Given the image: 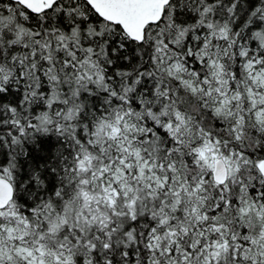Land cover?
<instances>
[{
  "label": "snow or ice",
  "instance_id": "1",
  "mask_svg": "<svg viewBox=\"0 0 264 264\" xmlns=\"http://www.w3.org/2000/svg\"><path fill=\"white\" fill-rule=\"evenodd\" d=\"M0 264H264V0H0Z\"/></svg>",
  "mask_w": 264,
  "mask_h": 264
}]
</instances>
